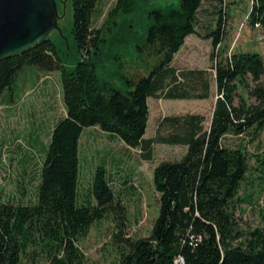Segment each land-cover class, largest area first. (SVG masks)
Wrapping results in <instances>:
<instances>
[{"label": "trees", "instance_id": "trees-1", "mask_svg": "<svg viewBox=\"0 0 264 264\" xmlns=\"http://www.w3.org/2000/svg\"><path fill=\"white\" fill-rule=\"evenodd\" d=\"M204 1L180 0L179 8H154L137 20L145 28L135 38L141 65L138 74L127 79L131 90L101 82L98 67L105 68L113 46L127 41L134 26L128 17L137 0H116L99 27L93 22L101 0H73L72 32L81 58L71 70L59 53L61 46L66 48L60 35L55 39L50 34L39 45L0 62V100L14 89L20 71L35 65L45 72H62L67 112L52 130L35 202L0 198V264L36 263L40 258L48 264H86L78 241L112 208L120 218L116 264H176L179 256L183 264H264V223L245 231L236 215L244 181L260 179L264 191V150L257 155L252 176L246 146L225 142L228 135L264 130V56L242 50L229 54L221 48L224 20L219 10L217 27L203 35L213 39V71L174 66L186 38L197 33ZM249 23L264 29V0H252ZM213 82L217 98L209 128L201 113L169 115L155 137H145L149 98L207 99ZM91 126L140 149L145 159L152 158L156 143L188 147L181 159L164 160L155 168L159 213L147 237L125 236L126 216L121 207H114L113 177L104 163L96 166L89 188L80 193V140Z\"/></svg>", "mask_w": 264, "mask_h": 264}, {"label": "rangeland", "instance_id": "rangeland-1", "mask_svg": "<svg viewBox=\"0 0 264 264\" xmlns=\"http://www.w3.org/2000/svg\"><path fill=\"white\" fill-rule=\"evenodd\" d=\"M62 18L59 25L62 34L55 30L51 36L64 37L66 48L60 47V55L68 69H73L81 53L74 40L73 0H57ZM116 0H101L100 11L94 16L93 25L101 26L105 16ZM180 7V0H137L136 10L128 17L134 26L128 39L112 47L111 56L104 67H98L101 82H111L115 88L131 90L127 81L140 70V58L136 37L142 35V25L137 20L154 8ZM252 0H205L198 14L197 33L189 35L185 44L175 54L173 65L178 68H207L212 70L213 39L203 35L217 27L221 10L223 16V41L221 48L230 54L237 51H257L264 56V29L249 23ZM122 20V19H121ZM217 57L218 49H215ZM118 55L119 59H115ZM264 83V76L262 78ZM11 99L9 100V96ZM217 98V87L212 85V95L207 99L149 98L150 118L145 137L157 135L161 120L169 115L201 113L205 115V126L209 128ZM254 100V99H253ZM67 114L63 99L62 72H45L35 65H26L18 74L14 89L5 91L0 100V198L2 201L28 204L35 202L41 166L51 139L55 123ZM244 135H228L225 142L231 146L244 144L255 175L257 155L264 150V130ZM186 145L156 143L151 159H145L140 149L127 146L118 137L104 132L98 126L84 129L80 140V193L90 186L93 172L104 163L113 177L116 191L114 207L123 209L125 236L147 237L159 213L160 193L156 189L154 171L164 160H179L187 152ZM251 176V177H252ZM264 208V191L261 180L244 181L236 200V215L239 227L245 231L261 226ZM118 211L122 212L117 207ZM100 221L94 222L88 235L78 241L85 254L86 264H116L119 259V243L115 234L119 232V216L115 210ZM48 264L43 258L36 263Z\"/></svg>", "mask_w": 264, "mask_h": 264}, {"label": "water", "instance_id": "water-1", "mask_svg": "<svg viewBox=\"0 0 264 264\" xmlns=\"http://www.w3.org/2000/svg\"><path fill=\"white\" fill-rule=\"evenodd\" d=\"M57 0H0V62L62 34Z\"/></svg>", "mask_w": 264, "mask_h": 264}, {"label": "built area", "instance_id": "built-area-1", "mask_svg": "<svg viewBox=\"0 0 264 264\" xmlns=\"http://www.w3.org/2000/svg\"><path fill=\"white\" fill-rule=\"evenodd\" d=\"M184 262V259L182 256H179L177 259H176V264H183Z\"/></svg>", "mask_w": 264, "mask_h": 264}]
</instances>
